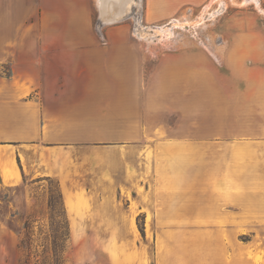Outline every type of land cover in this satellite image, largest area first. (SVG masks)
I'll return each instance as SVG.
<instances>
[{
  "label": "crops",
  "instance_id": "1",
  "mask_svg": "<svg viewBox=\"0 0 264 264\" xmlns=\"http://www.w3.org/2000/svg\"><path fill=\"white\" fill-rule=\"evenodd\" d=\"M29 1L0 5V67L9 72L0 74L2 184L54 180L72 225L80 202L92 200L110 229L123 214L129 226L142 216L152 230L179 232L156 239V264H264L263 252L244 255L220 233L242 230L241 221L211 218L264 219V45L236 36L217 52L222 71L210 52L181 50L161 58L148 79L145 53L121 36L100 45L87 9L61 11L64 0L53 13L41 0L40 21L59 29L7 31ZM104 148L109 157L95 159L92 151ZM115 148L122 159L111 157ZM84 150L92 174L113 184L105 197L88 194L89 171L77 157Z\"/></svg>",
  "mask_w": 264,
  "mask_h": 264
},
{
  "label": "rangeland",
  "instance_id": "2",
  "mask_svg": "<svg viewBox=\"0 0 264 264\" xmlns=\"http://www.w3.org/2000/svg\"><path fill=\"white\" fill-rule=\"evenodd\" d=\"M58 2L46 0V11L53 13L58 8ZM72 4L79 9H87L90 29L100 45H117L121 36L132 48L145 53L147 62L143 74L148 79L161 58L181 50L200 48L210 52L222 71L218 66L217 52L232 46L236 36H255L252 39L253 46L264 45V0H130L128 8H123L120 17L116 19L111 18L117 9L113 0H64L67 6L64 8L62 5L61 11L71 9ZM41 5V0L19 3L22 15L8 24L11 30L7 31L59 29L54 22L40 21ZM156 10L161 13L157 14ZM8 73V66L0 67V74ZM115 150L111 157L122 159L124 151L118 148ZM97 151H92L95 159L109 157L107 148ZM77 157L86 166L91 155L84 150ZM131 157H139V152H131ZM85 169L89 171L86 174L88 194L105 197L113 184H109L107 179H97L96 170L92 174L89 166ZM37 177L24 179L21 184L12 187L4 186L0 180V264H24L25 252L19 246L20 241L26 237L22 230L26 220L29 221L32 234L29 264H43L40 255L44 250L45 235H48L50 229L66 226V222L69 239L64 254L65 264H156L155 254L159 248L156 239L166 233H179L152 230L150 219L146 226L138 219L135 225L129 226L131 219L123 214L114 220L118 223L116 229H110V225H105V217H97L92 213V200L80 202L79 218L73 228L68 215L66 222L58 216V203L54 202L52 208L48 206L50 196L55 197L56 183ZM118 177L121 181L120 174ZM114 193L119 205L125 209L128 200L122 195L118 196L115 189ZM211 218L218 222H224L225 218L227 222H234L235 219L241 221L242 230L222 231L220 233L223 238L240 243L244 255L248 250L264 253V219L261 216L249 213L236 218L234 215L224 217L218 214ZM138 225L143 226L144 237L140 235Z\"/></svg>",
  "mask_w": 264,
  "mask_h": 264
},
{
  "label": "trees",
  "instance_id": "3",
  "mask_svg": "<svg viewBox=\"0 0 264 264\" xmlns=\"http://www.w3.org/2000/svg\"><path fill=\"white\" fill-rule=\"evenodd\" d=\"M42 180H48V181H54L52 179L49 178H44ZM55 182V181H54ZM56 183L55 186V197L50 196L49 202H48V206L50 208L53 207V203L56 202L59 204L60 206V211H59V215L61 217V219L66 222L67 221V217H66V212L64 209V205H63V200H62V195L58 186V183ZM138 220H143L142 216H138L137 217ZM138 229H139V233L142 237H144V229L142 225H138ZM22 230L25 231L26 233V237L25 239L20 241V246L19 248L23 249L25 252V260H24V264H29L30 263V257L32 256L31 253V238L30 235L31 234V230H30V226H29V221H25ZM48 235L44 237V246H43V252L40 255V257L42 258L43 264H65V257L64 254L66 253V249H67V241L69 239V233H68V229H67V222H66V226L63 227H59V228H54V229H50L48 231ZM35 256H37L35 254Z\"/></svg>",
  "mask_w": 264,
  "mask_h": 264
},
{
  "label": "bare ground",
  "instance_id": "4",
  "mask_svg": "<svg viewBox=\"0 0 264 264\" xmlns=\"http://www.w3.org/2000/svg\"><path fill=\"white\" fill-rule=\"evenodd\" d=\"M115 2H116V5H117V9H116L115 14L111 17L112 19L118 18V16L121 15V12H122L123 8L125 10L128 8V3L130 2V0L129 1L125 0L126 5L124 3V0H115ZM67 207L69 208L70 211H72V204L70 202L67 203ZM72 227L75 228V225H72Z\"/></svg>",
  "mask_w": 264,
  "mask_h": 264
}]
</instances>
